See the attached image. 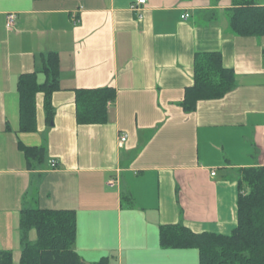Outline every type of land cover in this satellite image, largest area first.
Segmentation results:
<instances>
[{"label":"crops","instance_id":"0c3cea01","mask_svg":"<svg viewBox=\"0 0 264 264\" xmlns=\"http://www.w3.org/2000/svg\"><path fill=\"white\" fill-rule=\"evenodd\" d=\"M134 1L0 0V251L16 264L28 209L75 212L85 264H200L196 249L162 248L160 228L230 235L241 170L264 167V37L233 35L231 0H147L142 20ZM50 53L60 58L54 118L40 93L36 130L22 132L20 76L44 83ZM203 53L222 56L236 87L188 113ZM102 88L116 92L107 122L79 125L77 90ZM22 147L44 148L43 162Z\"/></svg>","mask_w":264,"mask_h":264},{"label":"trees","instance_id":"16d2710c","mask_svg":"<svg viewBox=\"0 0 264 264\" xmlns=\"http://www.w3.org/2000/svg\"><path fill=\"white\" fill-rule=\"evenodd\" d=\"M218 4L221 0H211ZM229 28L236 37H264V6L256 0H231ZM60 58L50 53L40 83L38 72L23 74L18 82L20 130H36V97L44 94L49 122L54 118L52 96L59 88ZM236 87L233 70L224 67L219 53L198 54L194 64V85L186 89L182 103L190 113L202 101L220 99ZM116 98L113 88L82 89L76 92L79 125H102L108 119V104ZM23 148V147H22ZM28 161L43 162L44 148H23ZM23 250L19 264H85L75 250L76 214L73 211L28 209L20 219ZM32 234L36 239H32ZM164 249H196L200 264H264V167L241 170L237 225L230 235L195 233L183 225L160 228ZM0 264H14L10 251H0ZM95 264H109L103 258Z\"/></svg>","mask_w":264,"mask_h":264},{"label":"built area","instance_id":"2783aa9c","mask_svg":"<svg viewBox=\"0 0 264 264\" xmlns=\"http://www.w3.org/2000/svg\"><path fill=\"white\" fill-rule=\"evenodd\" d=\"M148 1L147 0H135L131 7L130 10L131 12H133L134 14L137 15V17L139 18V20L143 19V12L145 11V8L147 7ZM190 17L189 14H185L182 16L183 20H186ZM74 23L78 24L79 23V19L77 17H74ZM16 20H17V15L14 13L8 14L7 15V28L8 30H12L15 25H16ZM128 139V136L126 134H123L120 138L121 143H125ZM51 167L52 168H56L57 167V162L56 161H52L51 163ZM212 175L215 176L216 172L215 170L212 172ZM107 186L111 189L116 188L118 186V179L117 178H111L108 182H107Z\"/></svg>","mask_w":264,"mask_h":264},{"label":"rangeland","instance_id":"374dc122","mask_svg":"<svg viewBox=\"0 0 264 264\" xmlns=\"http://www.w3.org/2000/svg\"><path fill=\"white\" fill-rule=\"evenodd\" d=\"M14 264H16L15 260H14ZM112 264H113V262H112Z\"/></svg>","mask_w":264,"mask_h":264}]
</instances>
